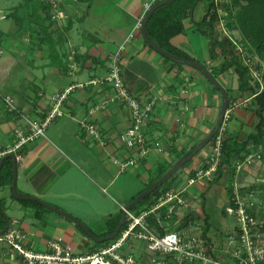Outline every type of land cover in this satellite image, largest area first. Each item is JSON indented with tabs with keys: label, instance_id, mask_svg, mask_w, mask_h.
<instances>
[{
	"label": "crops",
	"instance_id": "obj_1",
	"mask_svg": "<svg viewBox=\"0 0 264 264\" xmlns=\"http://www.w3.org/2000/svg\"><path fill=\"white\" fill-rule=\"evenodd\" d=\"M147 2L150 0H59L57 8L63 17L52 19V8L40 0H0V9L8 15L0 21V93L11 95L29 119H39L49 109L51 96L72 88L62 104L66 115L54 120L43 137L23 149L21 161L16 162V190L79 219L97 237L109 230L111 219L123 213L122 207L151 181H157L161 170L168 171L210 133L221 108L219 90L201 73L159 55L139 33L126 45L121 75L141 104L154 102L141 131L148 142L156 141L162 152L152 149L133 167L118 172L111 156L123 159L135 153L116 142L129 118L127 109L117 103L96 112L93 118L102 136L109 140L107 147L81 131L79 121L106 97L107 90L80 84L107 74L110 56L131 32ZM205 13L206 8H199L198 3L182 19L183 32L172 39V45L210 70L219 67L223 57L213 60L209 56V38L197 26ZM216 80L225 90L228 104L243 102L231 114L227 137L244 140L258 122L253 97L238 90V76L232 69ZM24 126L23 120L5 110L0 99V152L11 148L13 130ZM211 155L209 142L168 180L160 195L170 188H185L193 231L219 247L233 226L213 230L211 216L205 211L208 191L217 197L223 215L235 189H257L264 196V161L235 168L232 176L226 173L218 181L215 173L210 181L188 184L187 179L204 169ZM11 185L12 181L0 186V210L9 223L19 221L18 229L25 235L24 248L45 252L46 242L58 236L72 246L75 254L92 253L104 245L57 212L47 209L35 217L32 206L12 196ZM185 218L184 211H179L178 216L164 222V228L182 230ZM205 219L209 225L206 235ZM126 251L140 264H148L151 255L145 242L134 241ZM0 264L25 263L0 241Z\"/></svg>",
	"mask_w": 264,
	"mask_h": 264
},
{
	"label": "built area",
	"instance_id": "obj_2",
	"mask_svg": "<svg viewBox=\"0 0 264 264\" xmlns=\"http://www.w3.org/2000/svg\"><path fill=\"white\" fill-rule=\"evenodd\" d=\"M52 8V19H60L63 13L57 8L59 0H40ZM159 0H150L144 5L142 15L135 22L133 29L126 39L121 42L116 51L110 56L108 72L105 76L90 79L83 86H102L107 90L106 97L90 107L87 117L79 121L81 131L95 138L101 146L107 147L109 140L105 139L94 122L96 112L104 110L109 104L117 103L127 109L129 118L127 127L118 133L116 142L126 149L134 151V157L117 159L111 156L112 163L119 173L133 167L139 158L144 157L150 150L162 152L160 145L148 142L141 131L144 121L153 110L154 102L141 104L128 90L121 75V63L126 45L140 33L143 19L147 11ZM225 0H214L215 12L218 17L216 31L220 37H228L243 65L248 69L252 85L257 89L252 96L264 91V60L254 53H248L240 44V37L230 32L226 26V12L221 7ZM8 17L0 9V21ZM72 88L50 97L49 109L42 118L29 119L15 104L9 94L0 93V99L7 112L16 115L25 122L24 127L13 130V144L10 149L0 152V161L6 155H14L16 162H20L23 149L36 139L43 137L46 128L56 119L66 115L62 104ZM243 102L232 101L227 105L222 123L211 139L212 155L206 169H201L187 179L188 184L196 181H210L217 172L220 163V150L223 139L227 136L228 123L233 110ZM261 160V153L248 155L242 162H236V170L243 165H252ZM191 204L186 197V190L170 188L164 191L156 202L148 209L136 214L122 207L125 221L117 236L107 241L97 251L92 253L75 254L72 246L61 236L46 242L47 251L39 253L22 246L25 235L18 229V220H12L7 229L0 234V241L16 252L25 264H140L128 253L134 241L145 242L150 253L148 264H264V196L257 189L243 192L234 190L230 202L224 208V213L235 220L234 226L226 233L221 246L204 238L200 232L193 231L189 211ZM184 211L186 226L179 231L166 230L164 222L178 216Z\"/></svg>",
	"mask_w": 264,
	"mask_h": 264
},
{
	"label": "trees",
	"instance_id": "obj_3",
	"mask_svg": "<svg viewBox=\"0 0 264 264\" xmlns=\"http://www.w3.org/2000/svg\"><path fill=\"white\" fill-rule=\"evenodd\" d=\"M201 1L206 2V13L197 26L207 33L209 38L208 52L210 58L215 60L219 56L223 57V63L219 67L210 68L211 74L216 78L227 70L232 69L238 76V90L243 94L253 97V103L257 107L256 115L258 122L252 133L241 141L233 135L226 136L223 139L220 150V163L218 164L216 172L217 176L215 178V180L218 181L226 173H228L229 176H232L235 172V162L243 161L248 155L253 154L251 153L252 151L261 153V159L264 161V91L257 96H252L255 93L257 86L252 85L248 69L243 65L240 56L235 51L232 41L228 37H220L217 33L216 23L218 17L215 12L214 0H175L168 5L161 6L150 16L146 24V33L162 50L179 58L191 60L172 45V39L183 32L182 19L189 16ZM221 7L226 12L225 19L227 29L230 32L239 34L240 44L248 53H254L264 60V0H225L221 3ZM13 158L14 155L12 154L6 155L3 158V165L0 169V186L7 182H11L13 179ZM208 165L209 163L204 166V169H206ZM166 172V169L161 170L157 178L159 179ZM155 181H151L145 189ZM167 182L143 198L142 201L134 205L130 210H135L138 214L143 209L151 207L156 202V199L159 197L162 190H164ZM140 193L135 195L130 200V203ZM20 194L24 195L22 193ZM19 202L23 205L32 206L35 209V217H40L41 214L47 210L42 205V203H44L42 201L36 202L24 200ZM49 206L55 208L52 205ZM121 214L115 215L111 219L112 223L109 230L102 236H107L113 233ZM5 219L4 214L0 210V232L5 226ZM72 219L83 224L75 217H72ZM204 222L203 234L206 235L209 231V225L206 219ZM106 243L107 242L103 244Z\"/></svg>",
	"mask_w": 264,
	"mask_h": 264
},
{
	"label": "water",
	"instance_id": "obj_4",
	"mask_svg": "<svg viewBox=\"0 0 264 264\" xmlns=\"http://www.w3.org/2000/svg\"><path fill=\"white\" fill-rule=\"evenodd\" d=\"M174 1L175 0H160V1H157L155 4L152 5V7L147 11V13L143 19L142 27L140 30L141 37H142L143 41L146 43V45L149 46L150 48H152L159 55L163 56L164 58H166V59H168L174 63L191 67V68L195 69L196 71H198L199 73H201L215 88H217L219 90V92L221 94V108H220L218 120H217L215 126L213 127V129L210 131V133L200 143H198L193 149H191L190 151L185 153L181 158H179L161 178H159L156 182L151 184L147 189H145L142 193H140L131 203L126 205L125 206L126 210H130L134 205H136L140 201H142L143 198L148 196L150 193H152L154 190H156L162 184L166 183L180 168H182L185 164H187L193 158V156L196 153H198L206 144H208L211 141V139L213 138V136L215 135V133L217 132V130L219 129V127L222 123L223 116H224V113H225L227 105H228V99H227V94H226L225 90L220 85V83L216 80V78L211 74L210 70H208L206 67H204L202 64L198 63L197 61L182 59V58H179L177 56H174V55L167 53L166 51L159 48L148 37V35L146 33V24H147L150 16L159 7L168 5ZM2 165H3V159L0 161V169H1ZM15 178H16V160H15V158H13V180H12V185H11L12 196L19 201L29 200V201L40 202L37 198L31 197V196L21 195L20 193H18L16 190V187H15ZM42 205L48 210L57 212L61 215H64V216L70 218L77 226H79L96 243H104V242H107V241L114 239L117 236L119 230L121 229V227L123 226L124 221H125V214L123 212L120 216L118 224L116 225L113 233H111L110 235H107V236L97 237L94 234H92L91 231L85 225H83V224L77 222L76 220L72 219V217H70L66 213H64L60 210H57V209H55V208H53L47 204L42 203ZM8 224H9L8 220L5 219V226H4L3 230L0 232V234H2L7 229Z\"/></svg>",
	"mask_w": 264,
	"mask_h": 264
},
{
	"label": "rangeland",
	"instance_id": "obj_5",
	"mask_svg": "<svg viewBox=\"0 0 264 264\" xmlns=\"http://www.w3.org/2000/svg\"><path fill=\"white\" fill-rule=\"evenodd\" d=\"M199 8H206V2L201 1L199 3ZM237 37H240L238 33H234ZM122 185V178H120V187ZM218 199L214 196V193L210 190L207 194V200L205 202V211H207L211 216V224L213 230L219 231L224 228H231L235 224L233 217L222 214V209L218 207Z\"/></svg>",
	"mask_w": 264,
	"mask_h": 264
}]
</instances>
